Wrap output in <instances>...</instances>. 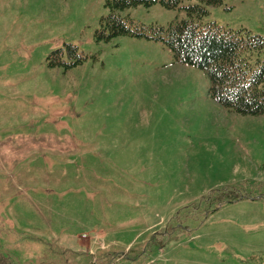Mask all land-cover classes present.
I'll return each mask as SVG.
<instances>
[{"label":"rangeland","instance_id":"rangeland-1","mask_svg":"<svg viewBox=\"0 0 264 264\" xmlns=\"http://www.w3.org/2000/svg\"><path fill=\"white\" fill-rule=\"evenodd\" d=\"M106 1L0 0V256L264 264V114L213 99L160 39L99 38ZM208 9L205 23L264 36V0ZM118 13L187 18L161 0Z\"/></svg>","mask_w":264,"mask_h":264},{"label":"trees","instance_id":"trees-1","mask_svg":"<svg viewBox=\"0 0 264 264\" xmlns=\"http://www.w3.org/2000/svg\"><path fill=\"white\" fill-rule=\"evenodd\" d=\"M155 1L107 0L110 12L102 17L97 36L106 40L122 35L160 39L177 61L207 72L213 99L238 113L264 114V36L247 28L233 29L216 22H203L209 13L208 6L219 5L222 0H198L188 5H183L185 0H161L166 7L184 8L187 13V18L167 26L144 25L118 13ZM69 51L79 53L73 45ZM54 53L58 60L52 63L59 61V50ZM0 264L17 263L0 256Z\"/></svg>","mask_w":264,"mask_h":264},{"label":"crops","instance_id":"crops-1","mask_svg":"<svg viewBox=\"0 0 264 264\" xmlns=\"http://www.w3.org/2000/svg\"><path fill=\"white\" fill-rule=\"evenodd\" d=\"M65 200V205L68 207V209L71 211V213L76 214L77 216H79L82 219H86L90 225L94 226V224L96 223L95 218H93L90 214L85 213V211H83L79 204L73 201H70V199L68 198H63ZM68 203V204H67Z\"/></svg>","mask_w":264,"mask_h":264}]
</instances>
